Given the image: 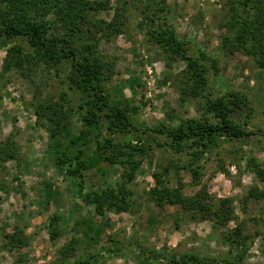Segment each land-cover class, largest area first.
I'll list each match as a JSON object with an SVG mask.
<instances>
[{"label": "rangeland", "instance_id": "rangeland-1", "mask_svg": "<svg viewBox=\"0 0 264 264\" xmlns=\"http://www.w3.org/2000/svg\"><path fill=\"white\" fill-rule=\"evenodd\" d=\"M133 1L112 0L111 9L97 14L111 20L117 8L126 9L124 32L99 45L109 61H116L114 76L107 83L112 100L135 107L133 121L142 129L162 123L193 125L201 115L204 98L182 101L186 61L173 58L151 40L149 26ZM167 2L171 22L177 35L189 42L190 53L198 55L202 50L218 60L219 72L210 75L205 95L244 94L247 106L232 112V117L250 134L239 139L218 138L204 160L192 163L193 167L202 165L199 179H194L191 171L190 154L155 146L138 157L141 165L127 182L133 190L130 209H107L98 214L78 195L74 182L58 172L49 152L50 133L34 108L36 99L67 105L69 121L62 139L68 143L85 128L78 112L80 94L70 90L54 69L43 65L32 66L29 75L17 69L4 73L8 52L0 39V142L13 137L21 155L20 161L0 160V264H73L75 258L103 246L119 249L102 254L92 264H138L143 259L140 243L165 256L159 264H170L184 255L189 259L198 256L187 264H230L227 259L236 264H264V69L253 57L225 45L224 35L231 34L230 0ZM11 42L25 44L26 39ZM157 138L162 143L168 141L163 135ZM119 139L123 140L122 136ZM94 149L93 145L89 154L97 168L88 172L85 192L93 187H117V182L128 180L124 166L100 160ZM156 172L173 187L182 181L186 196L207 190L213 196L208 202L219 204L220 199L231 198L235 218L223 225L193 216L180 205L158 206L150 192ZM237 225L247 235L241 248L225 242L226 234ZM56 226L61 233L52 239L51 230ZM15 231L25 239L20 248L11 247L6 237ZM74 237L83 240L74 257L63 260L59 250Z\"/></svg>", "mask_w": 264, "mask_h": 264}, {"label": "trees", "instance_id": "trees-1", "mask_svg": "<svg viewBox=\"0 0 264 264\" xmlns=\"http://www.w3.org/2000/svg\"><path fill=\"white\" fill-rule=\"evenodd\" d=\"M230 2L228 27L231 34L224 35L225 45L253 57L259 67L264 69V0ZM133 3L138 9L140 7L141 18L149 26L147 33L151 40L170 52L173 58L186 61L181 99L185 102L197 96L204 98L201 115L193 125L185 122L178 125L162 123L157 127L142 129L133 121L135 107H131L127 101L112 100L107 83L114 76L116 61H109L99 45L103 39L124 32L125 8H117L114 17L107 20L97 14L111 9L112 0H0V39L4 41L8 52L3 72L17 69L29 75L32 66L43 65L47 69H54L70 90L80 94L78 112L85 128L68 143L62 139V135L67 134L69 121L67 105L59 100L36 99L34 108L38 118L47 125L51 137L49 152L58 172L74 182L78 195L93 205L98 214H104L107 209H130L133 190L127 182L135 177L141 165L142 158L138 157L155 146L166 145L176 153L190 154L191 171L194 179H199L202 165L198 163L193 167L192 163L204 160L218 138L239 139L250 134L232 117V112L247 106L248 100L244 94L230 92L220 97L205 95L210 75L219 72L218 60L206 51L201 50L198 55L190 53L189 42L177 35L171 22L167 0H134ZM15 38L26 39V43L11 42ZM66 97L67 93L63 92L62 98L67 101ZM103 128H106V133ZM94 130L96 132L91 136ZM119 135L123 140L119 139ZM158 135L165 136L168 141L162 143ZM93 145V152L100 160L126 168L127 181L117 182V187H93L85 192L88 172L97 168L89 154ZM20 158V147L13 137L0 142V160L20 161ZM168 171L166 168L165 172ZM154 177L156 184L150 192L158 206L180 205L191 211L193 216H200L203 220L212 219L223 225L235 218L231 198L224 197L219 204L213 200L208 202L207 199H213V196L207 190H200L196 196L190 197L184 194L182 181L173 187L169 181H164L161 172L154 173ZM58 218L56 215L55 219ZM60 233V228L54 227L51 238L56 239ZM6 237L11 247L20 248L24 244L25 239L19 231ZM82 240L79 237L72 238L59 250L60 257L63 260L74 257ZM246 241L247 235H243L241 225H237L225 237V242L236 248H241ZM140 246L143 259L138 264L163 263L165 256L162 253L141 243ZM118 249L103 246L98 251H87L72 261L73 264H92L102 254L116 253ZM190 257L184 255L179 260L173 258L170 264H187L191 260H198L196 255ZM226 262L236 264L229 259Z\"/></svg>", "mask_w": 264, "mask_h": 264}]
</instances>
